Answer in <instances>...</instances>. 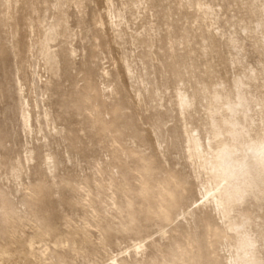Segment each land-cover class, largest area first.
Instances as JSON below:
<instances>
[{"label": "rangeland", "instance_id": "374dc122", "mask_svg": "<svg viewBox=\"0 0 264 264\" xmlns=\"http://www.w3.org/2000/svg\"><path fill=\"white\" fill-rule=\"evenodd\" d=\"M262 6L0 0V264H111L116 255L138 264L128 253L140 241L149 245L147 264H171L173 254L179 264H213L222 238L206 214L184 218L199 188L180 153L176 112L159 99L173 108L183 83L190 91L230 87L252 68L253 98H264V35L249 31L264 24ZM232 35L243 46L237 65ZM170 170L191 174L190 185L161 219L157 199L138 193ZM237 209L235 220L251 221L264 255V197L249 195Z\"/></svg>", "mask_w": 264, "mask_h": 264}, {"label": "bare ground", "instance_id": "6f19581e", "mask_svg": "<svg viewBox=\"0 0 264 264\" xmlns=\"http://www.w3.org/2000/svg\"><path fill=\"white\" fill-rule=\"evenodd\" d=\"M262 7L264 11V6ZM204 10L207 17L215 14L210 6ZM111 25L119 30L120 20L112 21ZM257 27L258 29L252 28L249 31L262 37L264 24L258 23ZM221 37L225 35L222 33ZM226 42L234 57V64H241L243 46L239 39L232 35ZM258 78V71L252 68L250 72H243V76L236 74L230 87L218 82L212 89L203 85L192 87L190 91L183 83L175 90L173 108H167L162 103L163 98L159 99L161 108L176 112L181 124L178 135L182 143L181 146L178 144L180 153L183 155L185 168L193 174V184L199 188L200 199L196 201L194 209L184 213V218L189 224L199 214H206L222 238L219 250L223 253H217V258L210 261L213 264H264V255L259 248L257 236L254 235L255 230L251 228V221H246L248 218L242 219L243 221L235 220V213L239 211L237 208L246 202L249 195L260 194L264 197V98L254 99L250 90ZM19 89L20 93L22 89ZM145 89L147 90L146 87ZM156 91L158 92V88ZM23 101L20 104L24 106ZM23 109L24 127L30 128V112ZM202 112L205 117L201 115ZM198 121L203 123L198 126ZM158 147H163L162 142H158ZM163 157L165 158L164 154ZM165 163H169L167 158ZM190 176L191 174L170 170L152 184L151 181L144 182V186L150 183V189L141 187L138 195L147 191L143 197L156 198L157 207L161 210L159 217L166 219L179 202L178 198H184L181 197V192L189 189ZM150 210L154 213L157 209ZM143 242L136 243L135 248L128 253L133 262L138 264H147L150 257L149 245ZM174 257L173 254L169 262L179 264ZM125 260L116 255L112 257L111 264H124Z\"/></svg>", "mask_w": 264, "mask_h": 264}]
</instances>
